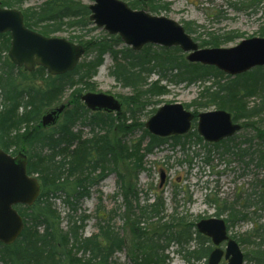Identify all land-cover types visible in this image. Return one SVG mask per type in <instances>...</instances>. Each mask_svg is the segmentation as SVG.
Masks as SVG:
<instances>
[{"label":"trees","instance_id":"trees-1","mask_svg":"<svg viewBox=\"0 0 264 264\" xmlns=\"http://www.w3.org/2000/svg\"><path fill=\"white\" fill-rule=\"evenodd\" d=\"M27 1L0 0V5L3 8L21 9ZM133 2L129 6L134 10L149 9L154 14L163 8L167 10L166 5L162 4V0H135ZM22 13L25 25L45 36L57 35L65 29H74L75 27L83 29L90 24L88 6L81 5L75 0H47L39 7L22 10ZM261 34L264 36V29ZM234 38L238 37L233 33L223 36L210 35V40L204 41L205 43L201 44V47H219L225 41L232 42ZM73 39L79 41L77 44L85 48V56L94 55V61L79 64L71 73L52 77L43 68L36 69L32 74L17 69L7 57L10 71L0 73V88L5 91V99L8 103V107L5 105V108L0 111V149L12 156L24 151L28 158L27 172L30 176H37L42 187L41 194L32 207H16L23 218L24 231L15 244L11 246L0 244V263L112 264L114 255L125 248L134 264H167L169 259L166 252L171 244L189 246L191 242L195 241L196 248L188 251L187 260L194 264L206 260L207 264L212 251L211 241L195 230L194 223H188L185 219H177L172 216L171 224L165 223L163 227H156L155 231L141 228L142 224L150 222V225L153 223L157 225L158 222L165 219L161 217L165 212V203L162 197L152 204L140 206V190L137 188V181L139 172L145 170V157L153 154L166 140L155 138L146 130L139 140L132 142L129 146H123L125 137L118 138L117 144L113 143L111 139L106 142V137H103L97 142H82L80 149L57 161L62 156L60 149L65 144L74 146L77 140L79 142L82 140L81 134L77 135L73 132L77 121L87 124L84 121L89 119V114H92L81 103L80 91H78V97L73 94L69 104L72 108L68 109L63 121L56 128L44 133L39 124L37 127L39 130L33 128L32 130L25 129L23 133L21 131L24 124L39 123V117L43 113L42 111L47 109L49 94L53 90L62 91L66 87L75 88L79 81L83 82L89 74L96 73L103 64V58L106 55H110L116 63L114 69L116 80L125 87H132L134 90L142 81L143 74L152 73V69L148 66L160 68L163 74L166 71H177L174 77L181 78V82L189 85L197 81L204 82L209 77L216 79L217 83L214 86L218 89L212 92L210 87L204 91L202 98L206 102L203 107L217 106L221 110H229L235 122L241 118L252 120L264 112V105L249 108L245 102L246 97L259 91L264 94V68H257L245 75L231 78L216 68L189 64L185 61L184 56L180 55L182 52L177 48L171 50L174 52L173 56H178L177 59H173V57L165 59L163 55L159 54L156 60L153 57L155 55H152L150 51L153 46L145 47L143 53H134L129 48L117 50L114 41L120 42L119 37L105 36L90 41H84L81 38ZM0 40H2L0 41V51L8 53L11 44L10 35H0ZM14 70L19 71L23 83H17L13 77ZM40 75L46 78L44 86L37 85V81H35ZM77 75L79 81L75 82L74 79L77 78ZM28 78L32 79L30 83L27 82ZM221 80H227L226 84H220ZM145 82L147 81L145 80ZM20 108L22 111L24 110V114L16 116ZM29 108L32 110L27 114ZM92 118L93 120L89 119L90 122L97 126H103L107 121L111 123L107 133L108 137L114 131L113 122L115 119L112 116L95 113ZM116 119L117 122L122 123V132L125 135L142 128L141 124L126 125L124 114L117 115ZM246 125L248 126V124ZM13 128L15 131L18 129L19 132L15 134L13 131L11 132L10 130ZM194 135L199 142H203L197 133ZM147 139L149 143L144 145ZM181 139L171 138L175 146L185 149L186 143H182ZM232 141V139L227 140L224 144L227 145ZM34 144L39 145V154L37 155H34L35 151L31 149L32 146H35ZM220 145L216 144V147ZM225 149L226 152L233 150L241 152L240 157L247 154L236 145L232 147L227 145ZM238 152L236 154H239ZM65 153L66 149H63V154L65 155ZM206 160L209 162L208 158ZM261 160H264L263 152ZM98 170H101V173L96 178ZM110 173H115L118 176V187L124 196L126 205L124 218L131 240L116 232L109 222L104 226L98 225V234L84 238L82 232L85 228L84 225H78L72 216H70L67 230H64L61 216L53 208L51 199L57 198L58 194H63L65 204L72 206L73 211H76L75 204L89 197L90 187L97 185ZM262 198V202H264V194H262ZM235 204L224 203L223 205V210L228 212L227 224L233 225L235 222L247 218V215H242L241 211L236 210ZM217 216L219 217V214ZM233 238L236 239V237ZM237 242L241 247H250L248 253L245 254L246 261L253 264H264V224H257L253 231L246 233L239 240L237 239ZM88 254L89 256H87Z\"/></svg>","mask_w":264,"mask_h":264},{"label":"rangeland","instance_id":"rangeland-1","mask_svg":"<svg viewBox=\"0 0 264 264\" xmlns=\"http://www.w3.org/2000/svg\"><path fill=\"white\" fill-rule=\"evenodd\" d=\"M46 1L28 0L18 10L22 12L24 9L36 8ZM75 1L84 6L94 4V0ZM119 1L130 5L135 0ZM162 4L166 5L167 10L163 8L155 14L151 13L149 9L146 10L149 14L164 16L183 25L187 28L186 31L189 35L199 45L210 40V35L223 36L228 33H233L238 38H234L232 42L225 41L221 46L215 48H234L243 40L254 37L264 38L261 34L264 29V0H162ZM197 27L201 28L198 29ZM105 36L110 35L103 28H98L91 22L83 29L75 27L74 29H65V31L57 35H52V37L72 40L74 43L79 41L73 38L90 41L91 39H101ZM114 44L117 50L130 49L122 41H114ZM144 48L141 51L133 52L143 53ZM205 48L211 49L214 47L205 46ZM172 49L175 48L165 49L164 47L153 45L150 51L152 55H155L153 57L156 60L159 54L163 55L165 59H172V57L177 59L178 56H173L174 52L171 51ZM180 55L184 56L187 62L186 57L188 54L180 53ZM7 57V52L0 51V73L10 71ZM103 60V64L97 69L96 73L93 75L89 74L87 78H84L86 80L83 79V82L79 81V76L77 75L74 81L79 82L75 88L66 87L62 91L53 90L49 94L47 109H44L39 117V123L32 124L30 122L23 126L21 133L25 129L32 130L37 128L39 124L44 133L50 132L52 128H56L63 121L68 109L72 108L69 106L70 101L73 94L78 97V91H80L81 96L87 93L105 94L122 102V111L110 114L115 120L113 122L114 131L109 137L107 133L110 130L109 126L111 123L107 121L105 124L107 127H104L105 125H94L89 119L93 120L92 115L95 113L90 111L92 114H89V119L84 121L87 124L77 121L73 128V132L77 135L81 134L82 140L80 142L77 140L74 146L65 144L60 149L62 156L57 161L62 160L63 156L67 157L68 154L71 155L73 151L80 149L82 142H97L103 137H106V142L111 139L115 144H117L118 138L125 137L123 146L131 145L132 142L139 140L143 136L147 122L160 108L166 105L180 104L190 112L197 114L225 111L232 115L229 110H221L217 106L203 107L206 102L202 98L204 91L210 87L212 92L218 89V87L214 86L217 80L212 77H209L204 82L197 81L189 85L181 82V78L174 77L177 71H166L163 74L160 68L148 66L152 69V73L143 74L142 81L138 83L136 90H134L132 87H125L116 80L114 75L116 63L110 55H106ZM89 61H94V55H84L80 64ZM129 68L131 69V67ZM13 77L18 84L23 83V78L20 77L18 70H14ZM28 79L29 81L27 82L30 83L32 79ZM35 81H37V85L44 86L46 78L40 75ZM226 82L227 80H221L220 84L224 85ZM5 95V91L0 88V111L5 108V105L8 107ZM263 99L264 94L259 91L250 97H246L245 102L249 108H255L264 105ZM80 101L85 105L81 97ZM62 105L66 106V108L61 114L58 123L43 127L41 122L43 115L51 109H57ZM31 110L29 108L27 114ZM21 114H24V110L22 111L20 108L16 116ZM123 114L126 119V125L141 124L142 128L125 135L122 132V123L117 122L116 119L117 115ZM234 124L241 126L242 129L235 134L232 138L233 141L227 145L230 147L236 145L242 151H246L247 154L243 157H240L241 152L236 150L226 152L225 146L227 145L224 143L216 147V145L207 143L204 140L199 142L194 135L197 133V123L193 124L189 134L181 137V142L186 143L185 149L181 146H175L174 141L168 138L153 154L145 157V170L138 176L137 181V188L140 190L139 204L144 207L146 204H152L162 197L165 202V212L161 217L165 219L158 222L157 225L155 223L150 225V222L142 224L141 228L155 231L156 227H163L165 223L167 225L171 224L172 216L177 219H185L186 222L194 223L195 225L201 220L213 218L226 221L228 212L223 210L224 203L228 205L236 203V210L241 211L242 215H247L245 220H239L233 225L231 223L227 224L229 236L231 238L236 237V241L246 233L253 231L257 224H264V202H262V194H264V160H261L262 152L264 153V112L260 113L259 117L249 121L244 118L238 119ZM10 131H13L14 134L19 132L18 129L15 131V128ZM148 141L147 139L144 145H147ZM34 145L31 149L35 151L33 154L37 155L39 154V145ZM63 149H66L65 155L63 154ZM237 152L239 154H236ZM207 158L209 162H207ZM100 171L96 172V178L100 176ZM162 175H164L163 183L161 182ZM131 181L134 182L132 179ZM89 193V197L75 204L76 211H73L72 206L65 204L63 194H58L57 198L51 199L53 208L61 216L62 228L67 230L70 216H72L78 225H84L83 237L88 238L99 233V224L104 226L109 222L116 232L131 240L126 219L124 218L126 205L124 196L118 187V176L115 173L109 175L100 181L99 184L90 188ZM217 214H219V217ZM83 218L85 219L83 220ZM41 231L43 230L41 229ZM196 245L195 241L191 242L189 246L171 244L166 252L169 259L167 264H194V262L191 263L187 260V253L196 248ZM211 247L214 250L215 246L212 242ZM220 248L225 250L226 242ZM241 249L244 254H247L250 247L242 246ZM112 262V264H134L126 249L122 253L116 254ZM225 263L226 261L223 260L221 264ZM195 264H206V260H202L200 263L195 262ZM245 264L253 263L246 261Z\"/></svg>","mask_w":264,"mask_h":264},{"label":"water","instance_id":"water-1","mask_svg":"<svg viewBox=\"0 0 264 264\" xmlns=\"http://www.w3.org/2000/svg\"><path fill=\"white\" fill-rule=\"evenodd\" d=\"M90 20L110 35H118L134 51L147 45L164 48L180 47L190 55V63L215 67L226 75L236 77L257 67H264V38L241 41L234 48L199 49L184 27L163 16H152L146 11L132 10L119 0H95L89 7ZM10 33L11 47L8 53L13 65L33 73L37 67L47 70L51 76L73 72L85 49L81 45L59 37H46L25 26L23 14L0 5V34ZM85 106L93 111L120 112L121 104L112 96L87 93L81 97ZM66 106L50 111L42 117V126L56 124ZM195 116L180 104L166 105L147 122L146 129L160 138L184 136L192 128ZM241 130L232 116L225 111L198 115L197 131L208 143H220ZM27 157L21 153L13 157L0 150V243L14 244L24 230V222L15 206L31 207L41 193L37 178L27 173ZM161 182H164L162 175ZM161 183V184H162ZM198 232L209 238L216 247L207 264H245V256L239 244L228 236L227 225L221 219L201 220L196 225ZM227 243L226 251L219 249Z\"/></svg>","mask_w":264,"mask_h":264},{"label":"bare ground","instance_id":"bare-ground-1","mask_svg":"<svg viewBox=\"0 0 264 264\" xmlns=\"http://www.w3.org/2000/svg\"><path fill=\"white\" fill-rule=\"evenodd\" d=\"M220 72H221V71H220ZM221 73H223V72H221ZM223 74L226 75L225 73H223ZM226 76H227V75H226ZM143 171H144V170H143ZM141 172H142V171H141ZM141 172H139V175L141 174ZM111 174H114V173H110V174H108V176L111 175ZM108 176H107V177H108ZM107 177H105V178H107ZM105 178H104V179H105ZM104 179H103V180H104ZM101 181H102V180H101ZM98 184H99V183H98ZM94 186H95V185L91 186L90 188H92V187H94ZM89 194H90V193H89ZM163 201H164V199H163ZM164 203H165V202H164ZM124 237H125V236H124ZM16 242H17V241H16ZM219 249H221V250L224 251V252L226 251V249L223 250V249L220 248V247H219ZM124 250H125V248H124L122 251L117 252L116 254H118V253H122ZM116 254H115V255H116ZM115 255H114V256H115ZM113 258H114V257H113ZM113 258H112V259H113ZM111 262H112V261H111ZM112 263H113V262H112Z\"/></svg>","mask_w":264,"mask_h":264}]
</instances>
